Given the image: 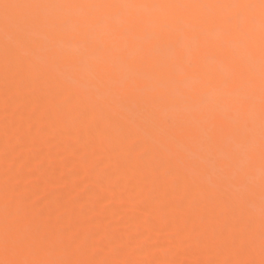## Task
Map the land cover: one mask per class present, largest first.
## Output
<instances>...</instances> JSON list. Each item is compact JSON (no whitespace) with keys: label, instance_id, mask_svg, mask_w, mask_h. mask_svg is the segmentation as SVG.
I'll return each mask as SVG.
<instances>
[{"label":"snow or ice","instance_id":"6c2138e0","mask_svg":"<svg viewBox=\"0 0 264 264\" xmlns=\"http://www.w3.org/2000/svg\"><path fill=\"white\" fill-rule=\"evenodd\" d=\"M4 9L30 10L27 14L4 17L5 32L14 34V46L5 47V86L29 88L46 78L38 65H31L32 80L26 79V62L36 49L48 60L68 71L72 85L83 81L91 89L106 81L118 87L112 102L121 109L135 105L145 124L157 129H180L188 144L199 152L192 162L194 172H210L211 187L201 200L190 197L182 206L197 216L189 227L171 230L164 243L187 247L208 259L164 260L148 264H264V0L238 4H3ZM153 9H239L229 17L223 34L214 38L206 31L208 16L144 17L126 15L127 10ZM52 9H120L122 13L103 17L47 14ZM259 10V178L256 166L255 129L242 119L241 110L254 100L255 65L246 60L254 46L255 10ZM135 53L130 48L138 40ZM193 44L192 59L185 51ZM16 48L24 50L16 56ZM214 49L213 67L205 70L196 55L200 49ZM16 56L13 63L10 58ZM219 58V63L215 59ZM195 74V79H189ZM219 83V88L215 86ZM125 86H127L126 90ZM208 89H213L208 91ZM65 96L61 105L68 104ZM7 103V100H6ZM206 127V131H201ZM19 136V130H13ZM169 143L176 137L169 136ZM103 145V140L101 141ZM132 150H135L133 148ZM140 154L135 164L144 160ZM120 164L121 162H117ZM172 170H169L171 174ZM259 198L258 216L254 205ZM4 215L0 226V264H130L119 260L82 258L98 249L88 248L79 232L65 222L62 214H52L42 200L25 194L19 185L4 193Z\"/></svg>","mask_w":264,"mask_h":264},{"label":"bare ground","instance_id":"6f19581e","mask_svg":"<svg viewBox=\"0 0 264 264\" xmlns=\"http://www.w3.org/2000/svg\"><path fill=\"white\" fill-rule=\"evenodd\" d=\"M238 4L259 3V0H0L3 4ZM30 10L4 9L0 6V226L4 215V193L19 185L22 191L42 200V206L52 214H62L65 222L75 228L88 248L98 249L82 258L119 260L130 264L194 259L207 255L185 247H168L171 230L190 227L197 216L182 206L187 196L200 201L202 192L214 183L210 172H194L192 162L199 152L187 142L180 129H157L145 124V117L130 105L126 110L112 102L118 87L106 81L91 89L83 81L72 85L71 74L51 64L47 54L36 49L26 62V79L31 82V65H38L46 78L29 88L5 86V47L14 46V34L5 32L4 17L27 14ZM47 14L73 17L90 15L103 17L122 13L120 9H60L41 10ZM239 9H153L127 10L128 17L144 16H208L211 23L206 31L220 37L229 17L240 14ZM253 27L255 44L248 49L246 60L255 65L254 100L241 110L242 119L255 129L256 166L252 175L259 178V10ZM138 40L130 51L135 53L142 44ZM193 44L185 51V62L192 59ZM24 50L16 48V56ZM205 70L213 67L214 49L196 52ZM16 56L10 58L14 63ZM219 63V58L215 59ZM189 74V79H195ZM220 87L219 83L215 86ZM126 90L127 86H125ZM213 89H208L212 91ZM70 97L61 105L63 97ZM7 100V103H6ZM19 130V136L10 133ZM206 127L201 131H206ZM176 143H169V136ZM103 140V145L101 141ZM135 148V150H132ZM143 153L138 167L133 164ZM121 162L118 164L117 162ZM172 170L171 174L169 170ZM258 216L259 198L254 205ZM4 258L0 248V259Z\"/></svg>","mask_w":264,"mask_h":264}]
</instances>
